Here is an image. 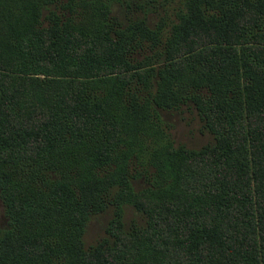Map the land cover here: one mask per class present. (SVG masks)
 Here are the masks:
<instances>
[{"label": "trees", "instance_id": "16d2710c", "mask_svg": "<svg viewBox=\"0 0 264 264\" xmlns=\"http://www.w3.org/2000/svg\"><path fill=\"white\" fill-rule=\"evenodd\" d=\"M115 1L0 0V264H264V0L152 25ZM182 105L213 143L175 145L161 110ZM125 204L145 226L125 233ZM110 205L113 242L86 252Z\"/></svg>", "mask_w": 264, "mask_h": 264}, {"label": "rangeland", "instance_id": "374dc122", "mask_svg": "<svg viewBox=\"0 0 264 264\" xmlns=\"http://www.w3.org/2000/svg\"><path fill=\"white\" fill-rule=\"evenodd\" d=\"M122 3V4H121ZM181 0H116L113 14L117 20L127 22L131 18L146 17L149 24H155L159 16L165 19L172 18L174 11L180 8ZM163 120L168 126V130L174 140L175 145L182 144L187 148H200L206 144L213 143L216 139L214 134L204 126L196 109L189 105H182L176 109L161 110ZM135 189L146 185L144 179L137 178L133 180ZM123 226L125 233L132 229L145 226L146 215L139 213L129 204L123 206ZM114 208L112 205L105 210L92 213L87 221L85 231L82 236V248L93 251L95 246H102L100 255L104 254L103 247L112 243L116 228L111 225L113 221ZM8 217L4 204L0 198V225L6 226Z\"/></svg>", "mask_w": 264, "mask_h": 264}]
</instances>
